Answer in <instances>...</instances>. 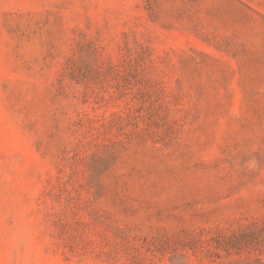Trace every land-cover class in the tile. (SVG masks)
I'll use <instances>...</instances> for the list:
<instances>
[{"label":"rangeland","instance_id":"rangeland-1","mask_svg":"<svg viewBox=\"0 0 264 264\" xmlns=\"http://www.w3.org/2000/svg\"><path fill=\"white\" fill-rule=\"evenodd\" d=\"M0 264H264V0H0Z\"/></svg>","mask_w":264,"mask_h":264}]
</instances>
